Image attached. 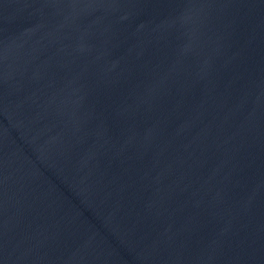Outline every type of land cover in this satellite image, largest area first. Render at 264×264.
<instances>
[{
	"label": "water",
	"instance_id": "obj_1",
	"mask_svg": "<svg viewBox=\"0 0 264 264\" xmlns=\"http://www.w3.org/2000/svg\"><path fill=\"white\" fill-rule=\"evenodd\" d=\"M0 264H264V0H0Z\"/></svg>",
	"mask_w": 264,
	"mask_h": 264
}]
</instances>
